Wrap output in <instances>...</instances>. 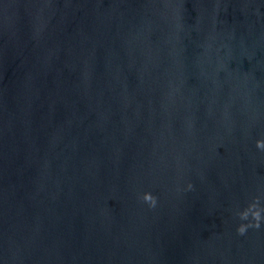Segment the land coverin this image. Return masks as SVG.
Returning a JSON list of instances; mask_svg holds the SVG:
<instances>
[{
  "label": "water",
  "instance_id": "1",
  "mask_svg": "<svg viewBox=\"0 0 264 264\" xmlns=\"http://www.w3.org/2000/svg\"><path fill=\"white\" fill-rule=\"evenodd\" d=\"M257 139L264 0H0V264H264Z\"/></svg>",
  "mask_w": 264,
  "mask_h": 264
},
{
  "label": "clouds",
  "instance_id": "2",
  "mask_svg": "<svg viewBox=\"0 0 264 264\" xmlns=\"http://www.w3.org/2000/svg\"><path fill=\"white\" fill-rule=\"evenodd\" d=\"M255 145L258 149L264 151V140L257 139L255 141ZM191 188V185H188ZM144 202H146L149 207H153L156 204V197L150 192L145 191L141 197ZM264 208L260 206V198L253 197L251 203L247 205V207L242 210H238L235 214L239 217L241 221H246L247 223H240L237 225L236 231L239 235H244L248 228H259L261 221L264 220ZM249 217L251 219L249 220Z\"/></svg>",
  "mask_w": 264,
  "mask_h": 264
}]
</instances>
